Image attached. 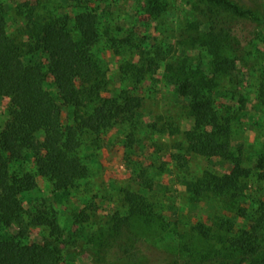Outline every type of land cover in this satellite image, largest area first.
Masks as SVG:
<instances>
[{"label": "rangeland", "instance_id": "1", "mask_svg": "<svg viewBox=\"0 0 264 264\" xmlns=\"http://www.w3.org/2000/svg\"><path fill=\"white\" fill-rule=\"evenodd\" d=\"M233 1L256 9L259 19L238 21L246 34L238 52V69L220 75L211 92L216 110L232 116L230 158L192 153L185 135L194 118L186 83L177 79L184 77L177 73V65L185 62L213 76L212 55L202 45L212 23L202 13L199 0L86 1L88 7L104 13L99 22L101 39L94 47L106 70L102 95L125 90L142 97L143 105L134 121L118 120L99 133L87 134L79 156L90 174L67 193L54 192L48 176L38 171L33 153L28 152L21 163L10 164L11 171L34 173L33 196L57 210L63 228L62 264L116 263L114 256L104 259L100 243L107 239L111 224L128 215L124 201L128 190L146 196L160 216L150 225L139 216L123 225L125 234L139 235L135 248L149 251V264H218L217 250L223 249L219 237L227 233L225 229L231 226L235 236L238 229L252 230L257 225L256 218L264 209V179L257 176L258 162L264 156V105L259 96L264 81V0ZM0 2L7 11L9 33L31 44L25 49L31 52L25 56L29 61L46 62L44 38L25 34L32 24L50 16L74 17L84 9L71 0ZM52 81L49 76L46 84L54 91ZM9 104L8 97L0 98V130L6 124ZM78 113H85V108ZM73 116L72 108L64 110V121ZM36 136L44 142L42 130ZM241 168L251 170L250 175H240ZM206 170L239 182L243 196L232 199L211 191L195 195L193 182ZM24 204L29 207L27 200ZM10 230L15 233L17 229ZM4 232L0 229V235ZM47 238L48 227L32 226L22 241L30 244ZM226 264L247 262L237 254Z\"/></svg>", "mask_w": 264, "mask_h": 264}, {"label": "trees", "instance_id": "2", "mask_svg": "<svg viewBox=\"0 0 264 264\" xmlns=\"http://www.w3.org/2000/svg\"><path fill=\"white\" fill-rule=\"evenodd\" d=\"M71 1L84 9L74 17L50 16L35 22L25 32L32 39L44 38L46 62L25 59L31 53L25 49L31 44L9 33L7 11L0 2V98L6 96L10 100L8 118L0 130V229L5 231L0 235V264H62L63 261V228L57 210L46 200L39 201L33 196L37 187L34 173L11 171L10 164L21 163L28 152L33 153L38 171L48 176L54 192L67 193L90 174V167L79 156L87 134L99 133L118 120L134 121L136 111L143 105L142 97L125 90L102 95L107 86L106 70L94 47L101 39L99 22L104 13L88 7L85 3L89 0ZM199 2L204 6L201 5L202 13L212 23L202 45L212 55L213 76L210 78L200 68L189 67L185 62L177 65L180 69L177 73L184 75L183 78L178 75L177 79L186 83L191 97L189 112L194 118L193 127L185 135L192 153L230 158L232 116L216 110L211 92L219 84L220 75L238 69V52L246 35L238 21L259 17L256 9L237 1ZM71 18H74L73 29ZM228 52L235 55L230 56ZM49 76L54 91L47 87ZM259 96L264 105V81ZM66 108H72L74 116L64 121ZM81 108H85V113H78ZM40 130L44 132V142L37 139ZM257 169L258 178L263 180L264 156L260 157ZM250 173L248 168L239 169L240 175ZM242 187L236 180L211 170L193 182V192L198 196L211 191L237 199L243 196ZM24 200L28 201V208ZM124 201L128 215L124 220L118 216L119 222L111 224L107 239L100 243L104 259L114 256V264H149V251L135 248L139 235L133 231L125 234L123 225L134 216L150 225L160 216L139 192L126 191ZM256 219L257 225L252 230L238 229L235 236L231 226L225 229L227 233L219 237L223 249L217 250L218 264H226L237 254L247 264H264V209ZM42 225L49 228L50 238L30 244L22 241L30 227ZM13 227L17 229L15 233H11ZM201 231L208 235L206 230Z\"/></svg>", "mask_w": 264, "mask_h": 264}]
</instances>
